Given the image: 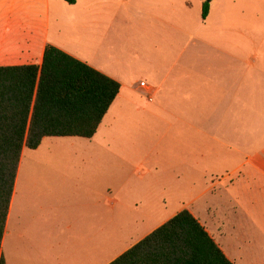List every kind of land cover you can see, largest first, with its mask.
<instances>
[{"label": "rangeland", "instance_id": "rangeland-1", "mask_svg": "<svg viewBox=\"0 0 264 264\" xmlns=\"http://www.w3.org/2000/svg\"><path fill=\"white\" fill-rule=\"evenodd\" d=\"M204 1L184 0L194 29L196 24L201 28L198 38L185 37L184 62H190L199 40L221 39L220 33L243 40V50L245 43L264 42V0H214L206 21ZM126 6L118 0L109 4L115 11H127ZM144 13L142 7L127 11L128 17L120 20L121 35L128 32V20L143 22ZM216 53L201 41L200 68L208 71ZM184 66L182 72H190ZM166 73L141 75L132 82L143 78L159 87ZM245 86L250 92L254 81H243V106H251V97L256 105L257 97ZM209 92L204 89L203 100L213 98ZM176 100L185 106L195 103L192 96L156 93L148 100L144 92L124 90L92 139L45 137L38 148H26L15 187H103L104 233L127 240L151 233L188 208L217 231L216 239L237 264H264V199L258 207H243V187H264V156L253 152L264 150V120L245 124L246 112L236 109L240 102L227 99L230 109L205 118L189 113L187 124L176 118L186 116L172 109ZM252 162L261 164V170H252ZM15 226L13 215V230Z\"/></svg>", "mask_w": 264, "mask_h": 264}, {"label": "crops", "instance_id": "crops-1", "mask_svg": "<svg viewBox=\"0 0 264 264\" xmlns=\"http://www.w3.org/2000/svg\"><path fill=\"white\" fill-rule=\"evenodd\" d=\"M110 1L76 0L71 4L66 0H0V66L41 64L50 44L119 81L121 89L113 104L124 90L133 88L144 92L148 100L156 93L164 97L192 96L195 103L191 106L178 100L172 103L174 111L186 115L176 118L187 124L189 113L205 118L208 113L230 109L224 104L227 99L240 102L236 109L246 112L245 124L253 126L264 120V42L245 43L243 50V40L232 41L228 33H220L221 39L199 40L190 62H184L185 37L198 38L201 30L199 24L194 29L192 18L184 11V0H118L127 5V11L142 7L146 12L143 22L128 20L125 35H121L119 24L128 17L127 11L110 9ZM201 41L217 52L209 61L208 71L198 65ZM185 64L190 72H182ZM160 71L167 73L159 87L143 78L132 82ZM246 80L254 81V89H245L257 98L256 105L251 97V106L244 107L242 89ZM143 81L147 88L141 85ZM205 88L213 97L210 101L202 99ZM216 100L218 103H214ZM253 152L264 156L262 148ZM249 157L251 161L252 155ZM251 164L252 170H261L258 162ZM262 199L264 187H243V207H258ZM103 207V187H14L2 243L6 263L109 264L150 233L132 240L124 235H106ZM200 221L218 242L217 231H211L208 221ZM222 249L237 264L229 251Z\"/></svg>", "mask_w": 264, "mask_h": 264}, {"label": "trees", "instance_id": "trees-1", "mask_svg": "<svg viewBox=\"0 0 264 264\" xmlns=\"http://www.w3.org/2000/svg\"><path fill=\"white\" fill-rule=\"evenodd\" d=\"M212 1L203 3L204 20ZM120 89L119 81L50 44L41 64L0 66V264H7L2 243L24 148H38L45 137H94ZM109 264L235 263L184 208Z\"/></svg>", "mask_w": 264, "mask_h": 264}, {"label": "built area", "instance_id": "built-area-1", "mask_svg": "<svg viewBox=\"0 0 264 264\" xmlns=\"http://www.w3.org/2000/svg\"><path fill=\"white\" fill-rule=\"evenodd\" d=\"M141 85H142L143 87H146V88H147V84H146L145 81H143V82L141 83Z\"/></svg>", "mask_w": 264, "mask_h": 264}]
</instances>
